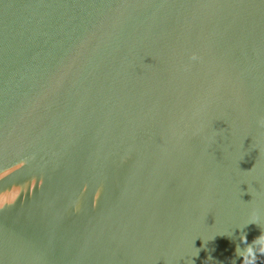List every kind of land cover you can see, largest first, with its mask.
<instances>
[{
	"label": "water",
	"instance_id": "obj_1",
	"mask_svg": "<svg viewBox=\"0 0 264 264\" xmlns=\"http://www.w3.org/2000/svg\"><path fill=\"white\" fill-rule=\"evenodd\" d=\"M260 118L264 0H0V264H242Z\"/></svg>",
	"mask_w": 264,
	"mask_h": 264
},
{
	"label": "clouds",
	"instance_id": "obj_2",
	"mask_svg": "<svg viewBox=\"0 0 264 264\" xmlns=\"http://www.w3.org/2000/svg\"><path fill=\"white\" fill-rule=\"evenodd\" d=\"M193 61L199 59L196 54L191 56ZM258 124L261 127H264V118H260L258 120ZM256 223L255 221H251L249 224ZM214 239V238H213ZM241 239L247 243L246 235H241ZM236 253L238 257L243 258L242 264H257L258 254L264 255V234L260 235L256 238L251 244H248L245 248H240L237 246Z\"/></svg>",
	"mask_w": 264,
	"mask_h": 264
}]
</instances>
